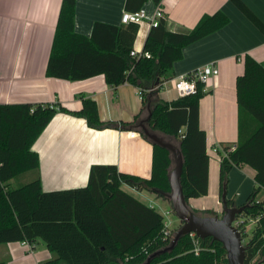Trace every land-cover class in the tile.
I'll return each mask as SVG.
<instances>
[{
	"label": "trees",
	"instance_id": "16d2710c",
	"mask_svg": "<svg viewBox=\"0 0 264 264\" xmlns=\"http://www.w3.org/2000/svg\"><path fill=\"white\" fill-rule=\"evenodd\" d=\"M147 1L158 6L162 0H126L124 11H137ZM231 1L264 35V24L240 0ZM74 7L75 0H61L45 75L67 81L102 75L111 87L128 83L149 95L158 93L164 83L174 79L173 65L182 58L184 47L228 23L218 11L203 15L188 32L174 33L161 19L150 28L143 44L142 50L151 58L135 59L129 53L138 25L96 22L90 36L85 37L74 31ZM196 88L194 95L152 103L146 125L149 132L179 149L183 160L180 186L187 206L189 199L205 196L208 188L205 134L198 126L199 100L205 92L200 83ZM235 91L237 142L230 152L228 147L217 150L219 200L230 170L246 165L255 172L254 188L243 204L246 207L242 215L255 218L264 212V200L254 203L258 192L264 191V63L245 56ZM80 101L79 111L48 104H0V244L41 240L55 254L44 264H145L150 255L169 244L162 236L164 218L121 186L151 192L166 200L170 193L168 177L174 166L168 150L150 142L148 179L121 173L114 165H93L87 185L82 188L44 192L39 177L16 188L8 186L15 177L38 169L39 158L31 147L57 112L84 119L95 130L116 126L99 119L93 100L80 96ZM146 103L144 99L143 106ZM190 210L196 215H215ZM200 246L202 250L194 255L190 238L183 236L171 252L153 258L149 264L226 263L225 251L218 242L200 239ZM257 262H264L263 216L245 245L244 264Z\"/></svg>",
	"mask_w": 264,
	"mask_h": 264
},
{
	"label": "crops",
	"instance_id": "0c3cea01",
	"mask_svg": "<svg viewBox=\"0 0 264 264\" xmlns=\"http://www.w3.org/2000/svg\"><path fill=\"white\" fill-rule=\"evenodd\" d=\"M125 1L75 0L74 31L89 37L96 22L120 25ZM240 1L264 24V0ZM60 5L61 0H0V104H48L79 111L83 96L96 103L102 122L116 126L95 130L84 119L57 112L31 147L38 155L39 167L28 177H39L44 192L85 187L93 165H114L121 173L148 179L152 145L141 134L140 124L146 127V114L152 103L177 99L174 91L171 94L172 80L156 94L138 96L140 89L128 83L111 87L102 75L81 81L47 77L45 69ZM160 7L167 30L174 33L188 32L203 15L218 11L228 19L221 29L184 47L182 58L173 65L174 78L209 63L218 70L203 86L205 95L199 100L198 126L205 134L208 155L207 191H218L220 204L217 150L237 142L235 80L243 73L245 56L264 63V35L231 0H162ZM143 8L151 15L156 6L147 1ZM149 30L147 21L138 25L132 49L142 50ZM130 132H135L136 137L130 138ZM21 175L9 181L8 186L16 188L15 180ZM254 175V170L246 165L230 170L228 185L232 195L226 198L232 204L242 206L246 202L254 188ZM121 189L167 217L170 207L154 193L138 192L126 185ZM256 198L264 200V191L260 190ZM203 199H189V208L198 212L208 210ZM54 258L55 254L41 240L32 244H0V263L44 264Z\"/></svg>",
	"mask_w": 264,
	"mask_h": 264
},
{
	"label": "water",
	"instance_id": "95a60500",
	"mask_svg": "<svg viewBox=\"0 0 264 264\" xmlns=\"http://www.w3.org/2000/svg\"><path fill=\"white\" fill-rule=\"evenodd\" d=\"M149 117L150 112L148 113V120ZM140 129L141 134L152 144L168 150L173 155L174 166L168 177L170 193L166 195V198L169 200L171 209L176 218L182 223L169 245L150 255L145 264H149L150 260L163 253L171 252L179 239L189 233H195L200 239L211 238L213 241L218 242L225 251L227 264H244L245 246L241 243L239 233L232 227V222L237 215L243 212L246 206H235L234 204L228 205L225 186H223L220 197L222 216L196 215L190 210V208H188L180 186L183 160L179 149L164 142L155 133L149 132L143 124H140ZM256 264L261 263L257 262Z\"/></svg>",
	"mask_w": 264,
	"mask_h": 264
},
{
	"label": "built area",
	"instance_id": "2783aa9c",
	"mask_svg": "<svg viewBox=\"0 0 264 264\" xmlns=\"http://www.w3.org/2000/svg\"><path fill=\"white\" fill-rule=\"evenodd\" d=\"M164 19V13L162 8L160 7V4L156 6L155 10L151 15H148L146 10L142 7L137 11L134 12H128V11H123L120 16V24L121 25H126L129 23L140 25L143 22L147 21L149 27H156L158 25L159 20ZM129 56L135 59L138 58H145V59H150L151 56L148 52H145L143 50H134L132 49L129 53ZM218 74V70L216 66L213 63H209L206 65H203L202 67L196 68L195 70L189 72V73H183L177 75L174 79H172V87L174 92L177 95V98L181 97H186V96H191L194 95L197 91L196 88V83H200L203 86L207 84V82L210 80V78L215 77ZM138 96L142 95V91L138 90L137 91ZM130 138H135L136 133L135 132H130L129 133ZM235 146L228 147L227 152H230L234 149ZM262 200L255 199L254 203L259 204ZM264 207V205H263ZM263 216L264 217V212L262 215H259L258 217L255 218H247L244 217L241 214L237 215L233 222H232V227L239 233L240 238H241V243L243 246L246 245V243L250 240L251 238V233L253 231V228L257 224L259 217ZM167 224L164 223V226ZM169 232H165L163 238L164 240L167 239ZM192 243L193 249L192 252L194 255H198L200 250H202L200 246V238H198L195 233H189L187 235ZM247 242L244 243V238L248 237ZM213 252V250H211ZM221 259V258H220ZM216 264H227L218 262Z\"/></svg>",
	"mask_w": 264,
	"mask_h": 264
},
{
	"label": "rangeland",
	"instance_id": "374dc122",
	"mask_svg": "<svg viewBox=\"0 0 264 264\" xmlns=\"http://www.w3.org/2000/svg\"><path fill=\"white\" fill-rule=\"evenodd\" d=\"M171 86H172V84H171ZM170 90H172L171 91V94H172L173 91H174L172 89V87H171ZM32 174H34L33 171L25 173V174L21 175L19 178H17L15 180V183L17 182V184H16L17 186L16 187H18V186H20L22 184L28 183L29 181L33 180L34 178H29L28 177V176H32ZM227 178H228V176H227ZM229 187H230V185H228V182H227V184L225 185L226 197H229V196L232 195V192L229 189ZM201 198H205L203 200L206 201V204H207V207H208V210H206V211L213 212V213H215V215H217L219 217L222 216V206H221V204L218 203V191L215 194H212L209 191H207V194L205 196H202ZM159 199H161V201H166L165 204H167L170 207L169 213H167V217L163 216L164 217V223H166L167 225L166 226L163 225V230H162V236H164L166 231L169 232L168 237H167L166 240H168V242L170 243L171 240L173 239L175 233L177 232V230L181 227L182 223L176 218L175 214L173 213V211L171 209V206H170V203H169V200H167V199L165 200V199H162V198H159ZM203 212H205V211H203ZM203 212H200V213H203ZM204 215L205 214H201L200 216H204ZM208 216H210V215H208ZM248 238H249V236L244 238V243L247 242ZM261 264H264V262L261 263Z\"/></svg>",
	"mask_w": 264,
	"mask_h": 264
}]
</instances>
